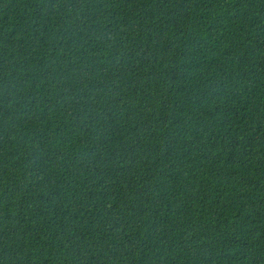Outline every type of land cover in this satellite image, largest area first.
I'll list each match as a JSON object with an SVG mask.
<instances>
[{"label": "trees", "instance_id": "16d2710c", "mask_svg": "<svg viewBox=\"0 0 264 264\" xmlns=\"http://www.w3.org/2000/svg\"><path fill=\"white\" fill-rule=\"evenodd\" d=\"M0 264H264V0H0Z\"/></svg>", "mask_w": 264, "mask_h": 264}]
</instances>
